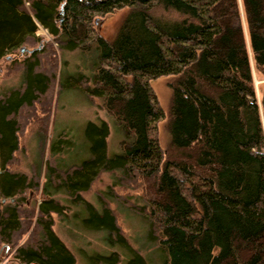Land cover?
<instances>
[{"label":"trees","instance_id":"1","mask_svg":"<svg viewBox=\"0 0 264 264\" xmlns=\"http://www.w3.org/2000/svg\"><path fill=\"white\" fill-rule=\"evenodd\" d=\"M239 1L0 0V59H10L21 74L18 85L0 93V245L11 250L10 264L76 263L52 228V214L64 213L56 193L88 212L85 227L107 232L111 246L129 247L107 204L116 196L112 185L141 186L145 203L126 204L147 221V238L163 264H264V89L258 105L251 71L253 62L264 75V0ZM125 7L112 40L95 31L94 13ZM37 22L50 33L45 44L35 33ZM28 45L34 51L20 53ZM93 45L100 54L93 74L58 77L57 84L83 90L92 102L102 99L124 130L120 153L107 155L109 124L87 122L89 156L64 168L48 162L45 197L36 213H26L21 194L39 187L40 162L30 178L8 168L30 121L26 115L39 103L48 112L43 100L51 98L57 48ZM16 51L22 59L9 56ZM47 55L54 57L49 68ZM163 75L173 78L165 149L149 133L165 116L150 85ZM103 172L113 174L114 183L98 194V208L81 194ZM131 253L125 264H147L141 253ZM121 261L117 251L96 257V264Z\"/></svg>","mask_w":264,"mask_h":264},{"label":"rangeland","instance_id":"2","mask_svg":"<svg viewBox=\"0 0 264 264\" xmlns=\"http://www.w3.org/2000/svg\"><path fill=\"white\" fill-rule=\"evenodd\" d=\"M128 9V7L116 9L102 15L94 13L95 31L107 40H112ZM240 10L242 13V9ZM241 25L246 31L244 13L241 16ZM35 33L43 38L44 42L42 41V43L44 44L48 39H51L48 30L44 29L38 22ZM90 42L91 40L89 39L85 43L91 44ZM41 44H35L34 47L40 46L41 48ZM30 46L28 45L29 49H32ZM12 55L18 57V59H22L18 55V51L11 53L9 56ZM56 56L57 58L47 55L44 62L47 63L45 65L46 68L51 67L50 57H52V59H55L57 67L51 98L48 103L47 99L43 100L46 105H49L47 107L48 112L44 113L43 109H45V106L39 103L35 107L34 115H26V118H30V121L26 122L23 126L24 130L19 135L20 146L17 150L18 152L15 154V159L12 164L8 167L10 171L23 173L30 178L36 175V169L40 162L37 182L39 187L28 189L21 194L23 203L20 205V208L26 213H29L30 210V212L35 211L34 213H36L40 200L45 197L41 193V190L43 183H45V168L48 162L51 161L52 165L64 168L74 165V163H80L89 156L88 142L86 136H84L85 124L87 122L99 123L100 121H105L109 124L110 132L107 139V155L120 153V141L125 137L120 123H117L104 111L102 99L96 97L92 102L83 90L74 87H61L60 85L58 87L57 84L58 77H69L70 79L74 77L73 75L93 74L100 61L97 46L93 45L83 50H60L57 48ZM10 62L8 58L0 59V93L20 83V71L13 64L10 65ZM103 64L101 65L104 66ZM251 71L257 102L260 105L262 91L264 89V75L260 71L255 70L253 62L251 63ZM172 79L170 76L163 75V77L152 79L150 82L155 98H157L159 106L164 110L165 116L154 123L149 133H151L153 138L155 137L157 139L163 149L166 148L168 142L166 119L171 94L168 83ZM46 116L47 119L44 124L43 119ZM260 117L262 129H264L262 105H260ZM44 126L46 130V142L43 145V138L40 136V131ZM50 140L51 142L57 143L58 148H53ZM113 180V174L103 172L92 182V186L81 195L86 202L88 201L93 206L99 208L98 194L112 185L114 183ZM112 187L117 197L110 195L107 204L113 210L117 219V225L121 229L122 235L127 239L129 247H123L119 244L111 246L106 240L107 232L103 230L96 231L83 225L82 219L88 213L86 210L77 206L74 202H69L67 195L64 193H56L53 195L61 199L60 205L64 207V213L52 214V219H54L52 228L61 240L67 244L72 253L75 254V264H96V257L109 255L112 251H117L121 254V263L123 264L131 256V251L141 253L147 264H163L162 252L147 238L149 230L147 221L126 204L128 203L133 206L135 203L141 206L145 203L140 197L142 195L141 186L140 188L134 187L133 189L125 188L122 185H112ZM123 196L128 201H124ZM33 225L34 223L31 222L30 229ZM28 235L29 232L21 237L20 242L25 240ZM3 246L0 245V264H10L13 261L12 252L10 249L6 251Z\"/></svg>","mask_w":264,"mask_h":264},{"label":"water","instance_id":"3","mask_svg":"<svg viewBox=\"0 0 264 264\" xmlns=\"http://www.w3.org/2000/svg\"><path fill=\"white\" fill-rule=\"evenodd\" d=\"M40 46H38V47H36V48H39ZM35 49V48H34ZM34 49H29V48H27V47H25V46H22L21 48H20V53H22V52H29V53H32L33 51H34Z\"/></svg>","mask_w":264,"mask_h":264}]
</instances>
